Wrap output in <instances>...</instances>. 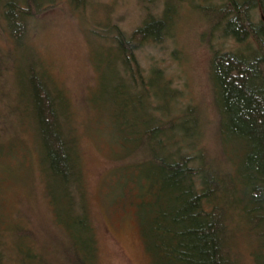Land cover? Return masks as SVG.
Segmentation results:
<instances>
[{
  "label": "trees",
  "instance_id": "1",
  "mask_svg": "<svg viewBox=\"0 0 264 264\" xmlns=\"http://www.w3.org/2000/svg\"><path fill=\"white\" fill-rule=\"evenodd\" d=\"M53 1L2 2L0 34L6 44L0 45V81L12 63L9 55L24 38L17 32L25 31L29 21L54 5ZM259 2L264 5V0H204L203 11L213 16V27L235 42L231 48L217 44L209 63L224 158L220 163L201 149L196 109L171 106L180 100L160 69H153L155 78L151 80L137 67L124 88L121 85L125 108L135 107L137 116L118 122L111 131L118 137L119 158L125 162L120 167L123 170L116 173L126 178L122 183L126 181L130 194L135 195L140 233L153 264H234L235 249L242 242L250 248L254 264H264V24L252 19ZM167 3L163 15L148 18L137 33L145 36L153 30V40H158L168 31L173 4ZM13 34L17 39L10 38ZM118 40L122 64L130 73L132 54L124 47L126 38ZM44 78V73H39L35 86L40 91L36 90L35 96L36 119L38 116L42 177L47 180L45 194L47 197L48 189L53 197L50 209L59 229V255L52 261L22 241V246L14 248L21 264H99L70 102L56 89L55 95V87ZM164 89L170 97L162 103ZM95 112L99 116V111ZM18 113L24 120L23 112ZM66 115L71 116L69 132L62 128ZM22 125L12 132L14 143L0 154L10 155L19 141L26 144ZM32 133L37 138V128ZM128 143L135 151L123 155ZM244 230L255 240H245ZM5 259L0 247V264H5Z\"/></svg>",
  "mask_w": 264,
  "mask_h": 264
},
{
  "label": "rangeland",
  "instance_id": "2",
  "mask_svg": "<svg viewBox=\"0 0 264 264\" xmlns=\"http://www.w3.org/2000/svg\"><path fill=\"white\" fill-rule=\"evenodd\" d=\"M53 2L29 21L25 31L17 32L24 38L9 55L12 63L0 81V132L4 135L0 151L5 152L14 143L12 132L20 130L21 124L26 142L19 141L6 157L4 152L0 154V247L6 255L5 264H21L14 247L22 243H29L52 261L59 255V229L50 209L53 197L48 189L46 197L47 180L42 177L35 99L40 92L35 87L39 73H44L43 80L55 87V95L56 89L70 102L88 209L96 228L99 264H153L140 233L135 195L130 194L126 181L122 183L126 178L116 173L123 170L120 167L125 162L119 158L118 137L111 131L118 122L137 116L135 107L125 108L122 87L137 67L144 78L151 80L155 78L153 69H160L180 100L178 106H171L196 109L202 129L201 149L219 162L224 158L209 63L217 44L231 48L235 42L213 27V16L203 11L207 4L204 0ZM167 2L173 4L168 31H163L158 40H153V30L145 36L137 33L148 18L163 15ZM252 19L264 24L262 3L252 10ZM120 37L123 41L126 38L124 47L132 54L130 73L122 64ZM10 38L17 39L15 34ZM252 39L259 44L255 36ZM5 44L1 33L0 45ZM160 95L162 103L170 97L165 89ZM70 118L62 117L66 132L72 128ZM36 128L37 138L32 133ZM132 151L134 146L128 143L123 155ZM244 232L245 240H255L250 232ZM237 246L234 264H254L248 245L242 242Z\"/></svg>",
  "mask_w": 264,
  "mask_h": 264
}]
</instances>
